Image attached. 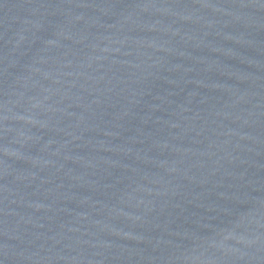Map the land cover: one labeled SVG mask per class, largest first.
<instances>
[{
	"label": "water",
	"instance_id": "1",
	"mask_svg": "<svg viewBox=\"0 0 264 264\" xmlns=\"http://www.w3.org/2000/svg\"><path fill=\"white\" fill-rule=\"evenodd\" d=\"M0 264H264V0H0Z\"/></svg>",
	"mask_w": 264,
	"mask_h": 264
}]
</instances>
